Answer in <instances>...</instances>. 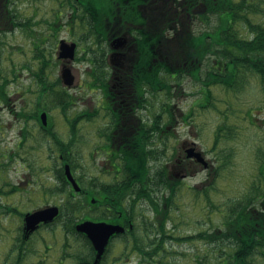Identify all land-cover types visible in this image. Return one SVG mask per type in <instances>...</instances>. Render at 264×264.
Wrapping results in <instances>:
<instances>
[{
	"label": "flooded vegetation",
	"instance_id": "obj_1",
	"mask_svg": "<svg viewBox=\"0 0 264 264\" xmlns=\"http://www.w3.org/2000/svg\"><path fill=\"white\" fill-rule=\"evenodd\" d=\"M20 1L0 0V58L5 34L19 33L22 37H26L29 33L33 34L32 26L41 24V20L36 21L24 17L18 10ZM57 1L60 9L55 13L54 19L47 23V31L40 33L42 36L36 39V43L33 41V49L36 51L34 55L37 61L36 67L32 68L30 63L24 61L19 66V71H23L20 72L22 74L19 73L18 76L13 73L10 75V72L5 76L1 74L0 102L8 106L15 121L7 122L6 125L0 122V142L4 139L1 135L2 129L13 130L12 133L17 134L16 146L25 155L28 145H30L29 149H33L44 144L49 149V160L52 161L48 169L51 171L52 181L48 184L42 186V183L36 181L34 186L32 184V187L26 188L25 191L22 185L10 182H8L9 190L0 187V208L4 213L14 212L20 217L16 228L18 233L16 241L19 242L15 243L17 244L15 261L1 264H29L24 262L27 251L45 258L46 253L52 250V245L47 242V239L41 236L35 239V236L39 231L51 235L57 228H60L59 225L65 231L63 226L65 224L63 220L60 223L57 216L54 220L39 222L34 228H27L26 214L49 206H57L59 211L64 204L70 208L75 199L84 196L88 198V212L97 209L95 205L97 199H103L101 207L108 215L107 218L99 219L90 216L86 217V220L118 224L123 227L121 232L110 236L103 253L106 256L113 241L120 242L122 240L120 235L126 229L132 228L129 219L126 221L127 228H125L122 210L111 207L112 202L116 203L117 199L121 201V184L128 167L144 165L141 175L145 177L143 182L146 185L142 192L140 193L136 178L128 179L127 184L135 186L132 194L133 209L142 210L145 213L153 210V204L147 200V195L166 197L171 184L177 187L182 178L204 168L203 163L195 155L202 150L185 134L184 114L175 104L173 112L171 110L170 97L177 93L179 96L185 95V89L181 88V85L183 79L187 77L186 72L177 67H171L173 68L171 72H163L166 81L172 88H175V91L171 88V94H168L164 88H158L155 92L153 86L156 64L151 40L154 31L155 0H144L147 1V6L144 5L143 0L137 3L136 7L143 11L141 12L143 23L140 24H132L124 20L123 17L128 16L121 13L122 9L125 10L122 7L118 9L117 17H113L117 18L116 23L109 28L106 23L108 18L104 15L102 17L104 25L98 31V36L94 37L90 36V26L86 24L92 16L79 13L80 10L74 6L73 0ZM75 8L77 13L74 12ZM76 24L78 25L76 31L78 36L74 38L72 30ZM144 27H146L148 46L140 48L139 41ZM61 30L65 31V35L59 36ZM46 41L49 42L47 50L54 51L55 62H51L44 54L47 46H43L42 42ZM61 42L76 44L75 57L72 61L62 56L65 48L60 49ZM51 45H53L52 50ZM80 50L83 51L82 57L76 55V51L78 53ZM170 50L172 49L169 47L164 46L163 48L166 57L171 61L178 64L183 61V58L185 59V53L178 57L174 56L177 50L181 51L180 49L174 48L172 52ZM91 51L104 52V61H93ZM76 61L87 62V67L83 72L85 76L83 83L79 78L76 79ZM64 69H67L73 76L70 86L62 82L61 73ZM16 79L19 81L18 87L12 94L10 89L6 90V86ZM42 79L44 85L41 84ZM171 80L175 82L173 85ZM81 83L83 84L82 97L76 95V89L81 86ZM86 93L93 94L97 100L92 101V97ZM85 96H88L89 102L79 103L83 107L79 109L77 115L74 112L77 99H83ZM16 104L18 109H16ZM60 107L63 112L59 110ZM55 109L59 110L56 111L57 113L63 115L60 116L62 120L58 115L52 114ZM16 120L19 125L15 127ZM182 132L184 134H181ZM16 153L13 151L8 155L0 152V157L12 160ZM24 154H19V157L25 162L27 157ZM53 154H56L55 158ZM66 165L79 185L78 191L67 178ZM0 166H6V164L0 163ZM207 167L210 168V163ZM161 168L166 170L168 177L166 189L159 184L156 187L153 185L154 181L160 183V178L155 175V172ZM14 191L20 193L15 203L2 201V196L10 195ZM45 196L55 199L26 211L20 209L24 203L32 199L33 201L42 200ZM58 196L60 198L57 200ZM127 202L128 199H126ZM114 212H118V216H111ZM5 228L9 229L8 226ZM85 245L92 247L91 264H94L96 252L90 241ZM103 255L98 264L101 263ZM49 256H52V252Z\"/></svg>",
	"mask_w": 264,
	"mask_h": 264
},
{
	"label": "rangeland",
	"instance_id": "obj_2",
	"mask_svg": "<svg viewBox=\"0 0 264 264\" xmlns=\"http://www.w3.org/2000/svg\"><path fill=\"white\" fill-rule=\"evenodd\" d=\"M247 2L250 4L256 3L257 11L253 15V20L264 24V0H247ZM58 9H60V6L57 0H21L18 2V10H20L25 18L36 21L41 20V24L32 26L33 34L29 33L26 37H22L19 33L5 34L3 36L4 42L0 58V80H2V75L5 76L9 72L10 75L13 73L18 76L20 72H23L22 70L19 71V66L24 61L30 63L32 68L36 67L37 61L34 59L36 51L33 49V41L36 43V39L42 36L40 33L47 31L46 25L54 19V15ZM79 13L81 12L79 11ZM102 17H104V14ZM238 23L235 26L239 29L242 37H252L246 27ZM77 29L78 25L76 24L72 30L74 38L78 36ZM194 29L202 31L204 29L207 30L208 27L205 22H200V20L196 19ZM63 35H65V31L61 30L59 36ZM42 43L43 46H47L44 52L46 58L51 62H55V57L53 58L54 51L52 50L53 45L50 46L52 50L50 51L49 49L47 50L49 42ZM174 48L171 46L170 49L172 50L170 52ZM184 53V50H177L174 56L178 57V55L180 56ZM82 54V50L77 53L80 57L83 56ZM211 59H214V56H211ZM86 67L87 62L76 61L75 63L76 79L79 78L80 82L85 79L83 72ZM244 79L245 84H235L232 89L226 88L221 84L211 85L207 91L209 92L210 100L205 107L204 93L200 88V83L189 77L183 79L181 85V88L185 89V95L179 96L177 93L170 97L172 103L177 106L181 113L192 112V115L187 120L189 122L185 123V134L189 140L194 141L203 151L204 156L210 163V168L206 167L194 171L191 175L182 178L178 183L177 189L180 190L175 199L174 216L171 213L169 223H167V231L173 236H193L188 240H177L173 237L168 239L166 248L169 254L166 255L169 256L165 257L167 260L164 259L165 261L162 264H198V259L206 261L213 257L224 255L228 251L226 245L219 246V244L207 243L203 239L196 238L195 234L199 231H212L217 226H223L226 203L228 200L230 201L239 197L247 190L255 174V151L258 146H264V123L261 122V119L264 118V92L255 74L251 72L247 73ZM17 80L10 81L6 86V90L10 89V93L12 92L13 94L18 87L19 81ZM82 83L76 89L77 96H81V93H83ZM173 83L175 82L171 80L172 85ZM177 88L179 89V87ZM172 91H175V88H172ZM86 95H90L91 99H93L92 101L97 100V97L91 93H86ZM87 97L77 99L74 108V112L77 115L80 111L79 109L83 107L79 103L87 104L89 102ZM4 105L3 102H0V122L6 125L7 122H14L15 119L7 108L8 106ZM62 107L64 106L62 105ZM62 107L59 108L60 111H62ZM16 109H18L17 104ZM59 110L55 109V111H52V114L59 117L63 116L61 113L56 112ZM246 110L254 112L253 124L250 123L249 117L245 114ZM60 119L62 120L61 117ZM17 122L14 123L15 127L19 125V122ZM222 122L236 125V132L238 134L235 138H229L224 142L220 141L215 150H213L211 147L214 141L215 129ZM2 131L1 135L4 136V139L0 142V152L8 155L13 151L17 153L13 156L12 160L0 157V163L6 164V166H0L1 188L9 190L10 184L8 182H10L22 185L25 191L26 188L30 189L32 184L34 186L36 181L37 183H42V186L52 181V177L50 176L51 171L48 170L52 165V161L49 160L50 153L47 146L41 144L33 149H29L30 145H28V151L25 155L16 146L17 134L12 133L13 130L7 128L2 129ZM181 134H184V132ZM224 152H229L231 155L230 161L224 169L218 172V175L214 176L212 170L220 162V159L218 161L216 157L222 159ZM18 153L24 154L27 157V161L21 160ZM53 157L55 158L56 154H53ZM195 186L199 190L194 189ZM38 189H40V186H38ZM19 197V191H14L10 195L2 196V201L15 203ZM59 198L60 196L57 197V200ZM53 199L55 198L46 196L42 200L37 199V201H33L32 199L24 203L20 209L26 211ZM18 206L20 205L18 204ZM218 208L221 210H218ZM19 221L20 217L18 214L14 212L4 213L0 208V264L15 261L16 245L19 242L16 241V237L18 236L16 228ZM7 226L9 229L5 228ZM59 226L60 228H57L51 235L43 231L37 233L35 239L38 236L47 239V242L52 245V250L46 253L45 258L27 251L25 263L81 264L82 260L87 258L88 246L86 247L85 242L79 237L70 235V233L67 234L63 231L62 226ZM123 246L122 240L120 242L117 240L113 241L110 251L107 252L104 258V262L100 264H137V254L128 251ZM113 248L114 250L112 251ZM43 250L44 247H42ZM51 252L52 256L50 257ZM255 261L259 264L262 263L259 258Z\"/></svg>",
	"mask_w": 264,
	"mask_h": 264
},
{
	"label": "trees",
	"instance_id": "obj_3",
	"mask_svg": "<svg viewBox=\"0 0 264 264\" xmlns=\"http://www.w3.org/2000/svg\"><path fill=\"white\" fill-rule=\"evenodd\" d=\"M140 1L73 0V4L81 11V14L92 16L86 24L90 26V36L94 37L98 36V31L104 25V19L101 16L103 14L107 16L106 23L109 28L116 23L117 18L113 17H117L120 7L125 9H122L121 13L128 16L123 17L124 20L132 24L143 23L141 13L143 11L136 7ZM154 3L155 20L151 43L155 51L156 65L153 73L155 92L158 88H164L168 94H171L172 87L163 73L171 72L173 69L171 67L181 68L187 76L200 83L204 93V107L210 100L207 91L211 85L221 84L232 89L235 84H245L244 78L250 72L257 76L264 92V24L253 20V15L257 11L256 3L250 4L247 0H155ZM144 5L147 6V1H144ZM77 9H74L75 13ZM196 19L205 22L209 30L196 31L194 29ZM144 23L146 25L145 19ZM237 23L244 25L252 37H242L235 26ZM147 46L146 27H144L139 47ZM164 46L184 50L185 59L183 58V61L178 64L171 61L163 52ZM103 53L91 51V58L95 62H102L104 61ZM211 56H214V59H211ZM169 62L170 65H168ZM41 81L44 85L43 79ZM174 109L175 106L171 102L172 112ZM245 114L253 124L254 112L246 110ZM191 115V111L184 114L186 123L189 122L187 120ZM261 122L264 123V118ZM236 131V125L220 123L215 129L211 149L215 150L220 141L235 138L238 134ZM260 147L258 146L255 151V174L247 190L226 203L223 226L195 234L196 238L203 239L207 243L226 245L228 251L224 255L206 261L198 259V264H259L255 261L257 258L261 260V264H264V148ZM222 157V159L216 157L217 160L220 159V162L212 170L214 176L229 163L231 155L229 152H224ZM142 166L144 165L139 164L137 167L133 165L125 170L126 176L121 184V201L117 199L116 203L112 202L111 207L122 210L125 228H127L126 221L128 219L131 221L132 228L126 229L120 237L123 247L137 254V264H162L167 260L165 257L169 256L166 255L169 254L166 248L168 239L173 237L177 240H188L193 235L173 236L167 231V223L171 213L174 216L175 199L180 190L173 184L170 185V191L166 197L147 195V200L153 204V210L150 213L133 209L132 194L135 186L128 185L127 180L136 178L141 193L146 185L143 182L145 177L141 175ZM155 175L159 176L160 183L154 181L153 185L156 187L159 184L166 189L168 179L166 170L161 168L155 172ZM194 189L198 187L195 186ZM126 199H128L127 203ZM103 201V199H97L95 204L97 209L91 212L87 211L88 198L85 196L75 199L70 208L67 204L62 205L58 220L60 223L63 220L65 232L89 244L86 236L75 230V225L90 216L96 219L107 218L108 215L101 207ZM218 210L221 209L218 208ZM111 216H118V212H114ZM92 256L93 250L89 246L87 258L83 259L81 264H91ZM104 258L103 255L101 263L104 262Z\"/></svg>",
	"mask_w": 264,
	"mask_h": 264
},
{
	"label": "water",
	"instance_id": "obj_4",
	"mask_svg": "<svg viewBox=\"0 0 264 264\" xmlns=\"http://www.w3.org/2000/svg\"><path fill=\"white\" fill-rule=\"evenodd\" d=\"M74 46L75 44L72 43L70 45H62L65 49L64 55L60 53V55L73 58L74 55ZM63 82L67 85L72 83L73 77L69 74L67 69H64L61 73ZM197 159L200 161H203L204 165H206V162L201 158L200 153H195ZM65 172L67 175L68 180H70L73 184V187L76 191L79 190V186L77 182L73 179L71 172L68 169V166H65ZM58 214V208L57 206H49L44 209L35 211L30 214H26L25 220H26V226L27 228H34L36 224L39 222H45V221H51L53 218ZM76 230L79 232L84 233L89 240L91 241L94 249L96 250V257H95V263H97L99 257L104 252L105 247L108 243V240L110 236L114 233L121 232L123 230V227L118 224H108L105 222H96L91 220H84L80 223H78L75 226Z\"/></svg>",
	"mask_w": 264,
	"mask_h": 264
}]
</instances>
